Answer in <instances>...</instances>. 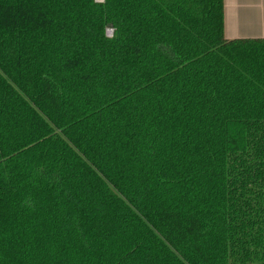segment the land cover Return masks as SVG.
Here are the masks:
<instances>
[{"label":"trees","instance_id":"16d2710c","mask_svg":"<svg viewBox=\"0 0 264 264\" xmlns=\"http://www.w3.org/2000/svg\"><path fill=\"white\" fill-rule=\"evenodd\" d=\"M0 264H264V40L222 0H0Z\"/></svg>","mask_w":264,"mask_h":264},{"label":"crops","instance_id":"0c3cea01","mask_svg":"<svg viewBox=\"0 0 264 264\" xmlns=\"http://www.w3.org/2000/svg\"><path fill=\"white\" fill-rule=\"evenodd\" d=\"M225 41L264 40V0H222Z\"/></svg>","mask_w":264,"mask_h":264},{"label":"built area","instance_id":"2783aa9c","mask_svg":"<svg viewBox=\"0 0 264 264\" xmlns=\"http://www.w3.org/2000/svg\"><path fill=\"white\" fill-rule=\"evenodd\" d=\"M100 1L102 2V0H100ZM101 2H100V3H101ZM107 34H108V35H107ZM105 35H106V37H108V36L110 37V36H111V32H110V34H109V30L107 29V30L105 31Z\"/></svg>","mask_w":264,"mask_h":264},{"label":"rangeland","instance_id":"374dc122","mask_svg":"<svg viewBox=\"0 0 264 264\" xmlns=\"http://www.w3.org/2000/svg\"><path fill=\"white\" fill-rule=\"evenodd\" d=\"M95 2H97V3H100L101 1L100 0H94ZM109 30V34H110V32H111V30L110 29H108ZM108 35V34H107ZM109 37V36H108Z\"/></svg>","mask_w":264,"mask_h":264}]
</instances>
